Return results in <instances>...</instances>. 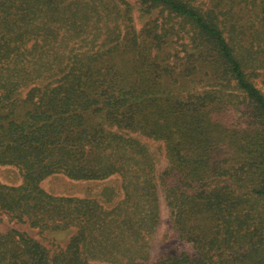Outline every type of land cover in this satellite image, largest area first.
I'll return each instance as SVG.
<instances>
[{"label":"trees","instance_id":"obj_1","mask_svg":"<svg viewBox=\"0 0 264 264\" xmlns=\"http://www.w3.org/2000/svg\"><path fill=\"white\" fill-rule=\"evenodd\" d=\"M141 1L173 23L136 29L108 13L112 0H0V165L22 176L19 186L0 182V213L41 232L77 228L57 253L16 229L0 233V264H91L82 242L94 233L110 253L116 241L140 257L161 191L195 254L154 264H264V94L243 57L249 35L264 42V0ZM110 20L120 39L85 44L84 28ZM40 32L47 44L27 48ZM122 132L164 143L159 185ZM54 174L119 175L125 207L47 194L41 183Z\"/></svg>","mask_w":264,"mask_h":264},{"label":"rangeland","instance_id":"obj_2","mask_svg":"<svg viewBox=\"0 0 264 264\" xmlns=\"http://www.w3.org/2000/svg\"><path fill=\"white\" fill-rule=\"evenodd\" d=\"M113 5L116 10L108 13H112L114 17L121 18L125 23L129 24L130 21L131 26H134L136 29L156 19L165 21L168 25L173 23L172 19H166L167 14L160 8H148L141 0H112ZM123 11L124 14L127 11L126 18H123ZM119 18L117 23L123 28L124 22L122 23ZM113 25L111 20L105 29L101 25H97L91 34H88L90 33L89 30L84 28L82 37L85 39V44L94 45V49H97L106 39H108L109 43L120 39V31L111 30ZM52 26L53 28L48 31L50 36L54 34V30L57 28L56 25ZM107 28H109L108 31H106ZM42 34L40 32L36 34L37 37L31 38L32 40L27 45V48H30L34 44L33 39L37 38L38 47L45 46L47 43L45 42V38H42ZM69 35L73 36L74 33L69 32ZM244 43L245 46H250V48L247 47L246 55L243 56L246 72L249 79L264 94V42L255 33H252L245 39ZM91 45H85L82 48L76 47L73 52L77 53L92 48ZM69 50V48L58 49L61 53H70ZM41 83H45V81H41ZM22 92V95H24L26 91ZM121 136L127 142L135 143L143 151L147 161V168L152 173L151 178H154L158 184L159 177L169 165L164 143L148 138L140 133L122 132ZM0 182L9 186H19L22 184V176L16 167L0 165ZM41 187L47 194L57 197H74L94 201L109 211L120 208L124 209L125 207V204L121 203L125 197L124 183L123 178L119 175H114L103 180H74L63 174H54L45 178L41 183ZM159 197V203L157 204L158 223L157 225H152L151 232L147 233L149 242L145 245V250L140 257H135L137 256L136 251L132 254L121 253V248L117 246L116 241L110 243V246L115 249V252L110 253V248L103 244L104 242H100L102 238H99L94 233L93 235L88 234L82 242L84 256L87 261L91 264H154L163 257L178 256L182 253L194 255L195 250L193 245L181 240L176 230L172 227L170 211L166 205L162 191L159 193ZM12 229L27 233L52 250L53 253L66 249L73 241V237L77 232V228L75 227L59 232H41L40 229L32 228L27 223L24 224L17 220H11L7 215L0 213V233L6 234ZM100 232L102 237L107 238L109 235L106 231L101 230ZM121 232L123 230L119 231V233ZM114 234L111 233V235Z\"/></svg>","mask_w":264,"mask_h":264}]
</instances>
